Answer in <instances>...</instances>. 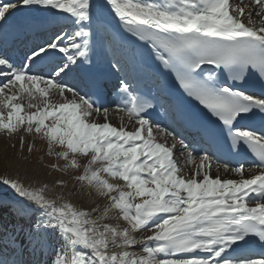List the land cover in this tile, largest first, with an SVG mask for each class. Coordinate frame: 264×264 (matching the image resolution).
Listing matches in <instances>:
<instances>
[{"label":"snow or ice","instance_id":"1","mask_svg":"<svg viewBox=\"0 0 264 264\" xmlns=\"http://www.w3.org/2000/svg\"><path fill=\"white\" fill-rule=\"evenodd\" d=\"M0 133L63 161L0 175V264H264V0H0Z\"/></svg>","mask_w":264,"mask_h":264},{"label":"rangeland","instance_id":"2","mask_svg":"<svg viewBox=\"0 0 264 264\" xmlns=\"http://www.w3.org/2000/svg\"><path fill=\"white\" fill-rule=\"evenodd\" d=\"M26 111H35V109H26ZM112 113L115 115L114 111ZM114 115L112 120L115 122L116 118ZM100 122H103L102 117ZM29 147L32 149L31 153H29ZM56 150L59 151L58 148ZM19 157H21L23 162H27L31 169L36 170L38 181H47L51 183L57 177H61L60 173L51 170V165L58 163L62 166L63 161H58L54 156L50 157L47 155L46 141L40 137H33L25 134L24 146L23 150H21L19 134L9 138L5 134L0 133V175L8 168V162L10 160H15ZM214 165L216 166L215 163ZM72 174L73 173H69V175Z\"/></svg>","mask_w":264,"mask_h":264},{"label":"bare ground","instance_id":"3","mask_svg":"<svg viewBox=\"0 0 264 264\" xmlns=\"http://www.w3.org/2000/svg\"><path fill=\"white\" fill-rule=\"evenodd\" d=\"M235 2H236V0H233V3H235ZM41 32H43V30H41ZM18 47H19V45H18ZM121 51L122 50L120 49L119 44H117L115 46V48H113V46L109 45L108 48H107V51L101 50L99 47H97L96 51H95V54H94V59H96V62H99V63L103 64L104 66H106L107 68H109L108 62L111 59H113L114 54L116 56H120V52ZM121 63H122V66L124 68V72H126L128 74L129 78H135L137 76V74L139 72H141V70L138 67V65L135 62H133V61L127 59V58H122ZM114 71H116V70L114 69ZM117 73L119 75H123L124 74V73H121V72H117ZM69 82L71 83V81H69ZM132 82L135 83L133 81V79H132ZM53 99H55V97ZM111 107L114 109L116 107V105L112 104ZM113 115H114V113L110 114V120H111V122L114 125L118 126L119 125V115L120 114L115 112V115H114L115 118H116L115 122L112 120ZM178 131H179V129H178ZM184 135H185V139L186 140H188L189 142L192 141V138L190 136H187L186 134H184ZM169 143H171V141H169ZM177 156H178L179 161L182 163L183 162V157L179 156V150H177ZM7 170L9 172H11V174L14 175V176L16 175V171L18 170L19 173H20V178L24 179L25 183H28L29 180H31L32 178H35V180L38 181L37 180V172H36V170L31 169L30 165L27 162H23L21 157L15 159V160H10L8 162ZM192 170H193V166L183 167V171H184L185 174L190 173ZM219 173L221 175V178H234V177L231 176L230 173H225L223 171L222 167L219 169ZM25 174L27 175V179L25 178ZM211 175L213 177H215L217 175V168L214 165V163L212 165ZM57 178H60V177H57Z\"/></svg>","mask_w":264,"mask_h":264}]
</instances>
